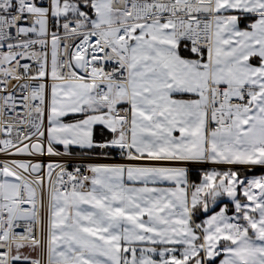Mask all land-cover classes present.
I'll return each mask as SVG.
<instances>
[{"label":"snow or ice","instance_id":"6c2138e0","mask_svg":"<svg viewBox=\"0 0 264 264\" xmlns=\"http://www.w3.org/2000/svg\"><path fill=\"white\" fill-rule=\"evenodd\" d=\"M0 264H264V0H0Z\"/></svg>","mask_w":264,"mask_h":264}]
</instances>
